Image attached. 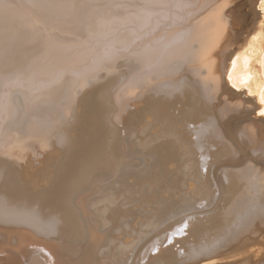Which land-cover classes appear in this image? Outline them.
I'll return each mask as SVG.
<instances>
[{
	"label": "bare ground",
	"instance_id": "6f19581e",
	"mask_svg": "<svg viewBox=\"0 0 264 264\" xmlns=\"http://www.w3.org/2000/svg\"><path fill=\"white\" fill-rule=\"evenodd\" d=\"M263 118L264 0H0V264H264Z\"/></svg>",
	"mask_w": 264,
	"mask_h": 264
},
{
	"label": "rangeland",
	"instance_id": "374dc122",
	"mask_svg": "<svg viewBox=\"0 0 264 264\" xmlns=\"http://www.w3.org/2000/svg\"><path fill=\"white\" fill-rule=\"evenodd\" d=\"M244 150H245V148H244ZM234 154H236V153H233V155H231V154H226V155L223 156L224 158L221 157L222 159H224L222 162L227 163V164H224V163H223L224 165H226V167H227V166H229V167H230V166H233V168H234V167L239 168V167L242 165V162H243V161H245V163L247 162V158H246V157L249 156V155H248V152H246V153L244 152V155H245V156H244V155H243V156H240V153H237L236 156H235ZM133 155H137V154H133ZM225 156H226L227 158H225ZM231 156H232L233 158H231ZM238 156H239L241 159L238 158ZM229 157H230V158H229ZM234 157H237V158L235 159ZM248 158H249V157H248ZM225 159H226V160H229V162L231 161L232 163H233L234 160H238V162L235 161L234 163H239V161H240V163H239L240 165H238V164L234 165V163H233V165H232L231 162H230V164H231V165H230V164L228 163V161L226 162ZM233 159H234V160H233ZM239 159H240V160H239ZM232 160H233V161H232ZM241 160H243V161H241ZM222 162H221V163L218 162V163L221 165V166L219 165V166H220L219 170H218V167H219V166H218V163L216 164V165H217V170H218L217 173H218V172H219V174H222V173H223L222 175L224 176V170L222 169V168H223L222 166H224V165L222 164ZM243 163H244V162H243ZM228 164H229V165H228ZM237 166H238V167H237ZM224 167H225V166H224ZM220 169L222 170V173H220V172H221ZM159 173H161V172H159ZM219 174H218V176H217L218 178L215 177V181H216V183H215V184H214V183H213V184L211 183V184H212V185H210V186H212L211 189L208 188L209 185H208V187H205V188H207V189H204V190H206L205 192H207V194H206L205 192H203L204 194L208 195V191H207V190L209 189V192H210L211 195L209 194L208 197H207L206 195H204V194L202 193L201 196H200V195L198 196L199 198L197 197L198 199H194V200H196L194 203H191V204H190V203H189L190 201H187V203L183 205V207L187 205L186 207L188 208V209L186 208L185 212H184V211L182 212V210H184L185 207H184V209H183L182 207L180 208V206H179L180 204H179L175 209L173 208V213H172V211H169V212L167 211V215H168V217H167V215H165V216H166V217H165V216L162 214V216H164V217H163V218H164V219H163L164 221H162V218H161V219L159 218V217H161V215H160V216L157 218V220L159 219V220H158V223H157V220H155L156 225H155L154 222H153V223H152L153 225H150V228H145V229H143V230L137 231L136 233H134V235H132V236L130 237V239H132V240H138V242H142L141 244H140V243L138 244V246L142 245V247L145 246L146 244H148V243H146V242H149V241H151L152 239H153L152 241H153L154 243H158L159 241H157V240H160V238L164 236V234H163L164 232L166 233V231H168L169 229H170V230H169L167 233H170V231H172L171 229H173L174 226L171 225V224H173L171 221H174L173 219H175V222H176V223H174V224H175V227H174L175 230H180L182 227H180L179 225H183V226H184V225L190 224L191 221H192L191 218H194L193 216H196V217H197V214H198V216H199V214H200V218H199V217H197V218L195 217V219L200 220V219H201V216H202V217H203L204 215L206 216V214L210 215V214H212L213 211L216 212L217 209L219 210L220 207H219V208H218V207H216V208L214 207V206H216L217 204L219 205V204L221 203L220 206H224V205L227 203L226 205L228 206V204H229V201H228L229 199H228V198H229L231 195L227 194V193H228L227 190H223L224 188L226 189V186L223 187L224 185H226V183L223 182V181H225V179H224L225 177L220 176ZM178 175H179V174H178ZM180 175H181V174H180ZM156 176H157V175H156ZM165 177H166V176H165ZM219 177H221V178H223V179H221V178H219ZM156 179H157V177H156L154 180H156ZM162 179H163V178H162ZM165 179H168V178L166 177ZM109 180H111V179H109ZM221 180H223V181H221ZM111 181H112V180H111ZM162 181H164V179H163ZM148 182H151V181H148ZM219 182H220V183H219ZM221 182H222V183H221ZM151 183L155 184V182H151ZM217 183L221 184L222 186H221V185L219 186V184H217ZM250 183H251V179H250L249 184H250ZM164 184L167 185V183H164ZM164 184H161V185L163 186ZM216 184H217V185H216ZM149 185H150V186H148L147 189L150 188V187H152V186H156V185L159 186L157 183H156V185H152V184L149 183ZM151 185H152V186H151ZM166 185L163 186L165 190H167V188H166L167 186H168L169 188L171 187L169 184H168L167 186H166ZM162 186H161V188L159 189V191L162 192V190H163V192H165V190L162 188ZM217 187H218V190H217ZM219 187H222V188H223V189L221 188L222 191L220 190ZM152 188H153V187H152ZM212 188H213V189H212ZM214 188H215V189H214ZM150 189H151V188H150ZM171 189H172V187H171L169 190H171ZM148 190H149V189H148ZM151 190H152V189H151ZM151 190H150V191H151ZM169 190H168V191H169ZM204 190H203V191H204ZM210 190H212V191H210ZM215 190H216L217 192H215ZM213 191H214V193H213ZM223 191H224V192H223ZM225 191H226V192H225ZM121 192H122V191H120L118 195H120ZM219 192H220V195L218 196ZM123 193H125V192H122L121 195H124ZM215 194H216V195H215ZM225 194H226V195H225ZM224 195H225L226 197L229 195V197H227V199H224V198H226V197H224ZM124 196H125L124 198L126 199V197L129 196V195H128V194H125ZM205 196H206L207 198H205ZM216 197H217V199H216ZM223 197H224V198H223ZM124 198L120 199L119 202H117L119 206H122V204L125 203V202H126V205L123 204L124 206H127V205L129 206V205H130L129 203L127 204V201L124 202V200H125ZM200 198H201V199H200ZM203 198H204V199H203ZM202 199H203L204 202L206 201L205 204L207 205V207H206L205 204H203ZM214 199H215V200H214ZM223 199L226 200V201H224ZM116 200H117V199H116ZM198 200H200V201H198ZM201 201H202V202H201ZM214 201H215L216 203H214ZM223 201H224V203H225V202H226V203L223 204V203H222ZM121 202H123V203L120 204ZM191 202H192V200H191ZM117 203H116V204H117ZM183 203H184V202H183ZM183 203H182V204H183ZM188 203H189V206H190V205H192V206L189 207V206H188ZM195 203H196L197 205H195ZM198 203L200 204L201 207H202V205H203L202 210H201V207L199 206ZM209 203H210V204H209ZM213 203H214V204H213ZM110 204L113 206L115 203H110ZM132 204H134V202H132ZM132 204H131L132 207H130V208H133V209H135V207H136L137 205H138V206L140 205V203H136V202H135L134 206H133ZM136 204H137V205H136ZM141 204H145V203H144V202H141ZM146 204H147V206H148L149 202H146ZM201 204H202V205H201ZM208 204H209V206H208ZM211 204H213V205H211ZM222 204H223V205H222ZM218 205H217V206H218ZM113 207H114V206H113ZM122 207H123V206H122ZM148 207H149V206H148ZM195 207H196V208H195ZM204 207H205V208H204ZM136 208H137V207H136ZM177 208L181 209V211H180L179 209H177ZM197 208H198V209H197ZM206 208H207V209H206ZM212 208H213V209H212ZM222 208H223V207H222ZM97 209H98V207H97ZM113 209H114V208H113ZM126 209H127V208H126ZM205 209H206V210H205ZM210 209H212V210H210ZM123 210H125V209H123ZM175 210H179L180 213H179L178 211L176 212ZM189 210H190V211H189ZM192 210H193V211H192ZM186 211H187L188 213H187ZM195 211H196V212H195ZM198 211H201V212H198ZM206 211H207V212H206ZM211 211H212V212H211ZM114 212H115V211H114ZM114 212H111V213H109V214L113 215ZM204 212H205V214H203ZM210 212H211V213H210ZM214 212H213V213H214ZM112 213H113V214H112ZM178 213H179V215H178ZM181 213H182V215H181ZM192 213H194L195 215L192 214ZM201 213H202V215H201ZM209 213H210V214H209ZM164 214H165V213H164ZM171 214H172V215L174 214V215L172 216ZM183 214H184V216H183ZM107 215H108V214H107ZM111 215H110V216H111ZM114 215H115V214H114ZM187 215H190L191 218H190V219L188 218V217H190V216L186 217ZM179 216L181 217V220H182V221L180 220ZM182 216H183V217H182ZM106 217H107V220H105V221H106V223H107V222H108V218H110V217H109V215L106 216ZM106 217H105V218H106ZM112 217L114 218V216H111V218H110L111 220H109V221H110L109 223H110L111 227H112V224H113V227H112V229H113L115 225H116V226L118 225V224H114V222H116V219H118V218H116V215H115V218H116V219H115V220H112V219H113ZM117 217H118V216H117ZM170 217H171V218H170ZM173 217H174V218H173ZM177 217H178V218H177ZM165 218H166V219H165ZM172 218H173V219H172ZM184 218H185V220H186V219H187V220L189 219L188 221H187V220L185 221L186 224L182 223L183 220H184ZM177 219H179V220H177ZM167 220H169V221H168V222H165V221H167ZM111 221H112V224H111ZM113 221H114V222H113ZM159 221H161V222H159ZM179 221H181V222H179ZM189 221H190V223H189ZM163 222H164L165 224H163ZM199 222H200V223H199ZM199 222H197V223H198V224H203V223H204L203 221H202V223H201V221H199ZM109 223H107L106 225L108 226ZM170 223H171V224H170ZM180 223H181V224H180ZM132 224H133V223H132ZM169 224L171 225V227L168 228V226H170ZM176 224H177V225H176ZM204 224H205V223H204ZM110 225H109V226H110ZM161 225H162V227H161ZM163 225H165V226H163ZM116 226H115V227H116ZM132 226H133V225H132ZM151 226H153V227H151ZM157 226H158V227H157ZM199 226L201 227V225H199ZM202 226H204V225H202ZM111 227H110V228L108 227V229L110 230ZM128 227H129V226H128ZM128 227H126L125 229H122L121 227L118 226V228L116 227V228H117L116 230L119 232V234H120L121 232L124 231L127 235H130V234H131V231H130L131 229L128 230V229H127ZM155 227H156L158 230H157ZM159 227H160V228H159ZM164 227H165V228H164ZM166 227H167V228H166ZM177 227H178V228H177ZM179 227H180V228H179ZM163 228H164V229H163ZM114 229H115V228H114ZM154 229H155V230H154ZM165 229H167V230H165ZM109 230H108V231H109ZM122 230H123V231H122ZM126 230H128V232L130 231L129 234H128V232H127ZM159 230H160V231H159ZM148 233H150V234H148ZM159 233H160V234H159ZM121 234H122V233H121ZM121 234H120V235H121ZM120 235H119V236H120ZM159 235H160V236H159ZM162 235H163V236H162ZM116 236H118L117 233H116ZM121 236H122V235H121ZM145 236H146V237H145ZM183 236H184V235H181V237H183ZM150 237H152V239H151ZM159 237H160V238H159ZM141 238H142V239H141ZM143 238H144V239H143ZM147 238H150L151 240L148 239V241H147ZM139 239H140L141 241H140ZM156 239H157V240H156ZM143 240H146V241H143ZM152 241H151V242H152ZM155 241H157V242H155ZM166 241H167V240L165 239V240L162 242V245H164V243H165ZM143 242H145V243H143ZM151 242H149V243H151ZM143 244H145V245H143ZM158 244H159V243H158ZM105 258L108 259L109 257H105ZM111 259H112V256L109 258V260H111Z\"/></svg>",
	"mask_w": 264,
	"mask_h": 264
},
{
	"label": "water",
	"instance_id": "95a60500",
	"mask_svg": "<svg viewBox=\"0 0 264 264\" xmlns=\"http://www.w3.org/2000/svg\"><path fill=\"white\" fill-rule=\"evenodd\" d=\"M261 124L263 125L264 127V118L261 119ZM247 148V147H246ZM247 151H248V154L250 156V158L257 164V165H261V166H264V157H261L259 156V153L258 154H253L249 151V149L247 148Z\"/></svg>",
	"mask_w": 264,
	"mask_h": 264
}]
</instances>
